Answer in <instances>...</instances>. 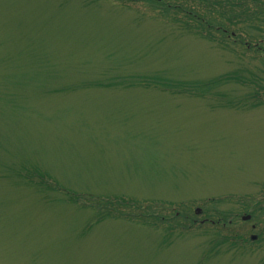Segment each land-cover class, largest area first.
I'll return each instance as SVG.
<instances>
[{
    "label": "rangeland",
    "instance_id": "374dc122",
    "mask_svg": "<svg viewBox=\"0 0 264 264\" xmlns=\"http://www.w3.org/2000/svg\"><path fill=\"white\" fill-rule=\"evenodd\" d=\"M0 264H264V0H0Z\"/></svg>",
    "mask_w": 264,
    "mask_h": 264
},
{
    "label": "flooded vegetation",
    "instance_id": "af4514ba",
    "mask_svg": "<svg viewBox=\"0 0 264 264\" xmlns=\"http://www.w3.org/2000/svg\"><path fill=\"white\" fill-rule=\"evenodd\" d=\"M244 216H251V215H250V214H246V215H244ZM244 216H243V217H244ZM243 217H242V219H243ZM251 218H252V216H251Z\"/></svg>",
    "mask_w": 264,
    "mask_h": 264
}]
</instances>
